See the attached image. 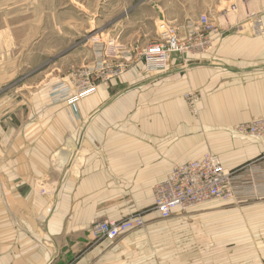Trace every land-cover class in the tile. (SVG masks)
<instances>
[{
    "label": "crops",
    "instance_id": "crops-1",
    "mask_svg": "<svg viewBox=\"0 0 264 264\" xmlns=\"http://www.w3.org/2000/svg\"><path fill=\"white\" fill-rule=\"evenodd\" d=\"M228 1L218 0L225 29L196 67L174 55L149 78L141 61L75 106L24 84L0 92V264H264V138L237 130L264 118V0H237L234 11ZM4 7L0 21L14 16ZM14 34L0 26V86L30 67L25 49L9 55ZM191 90L201 92L199 119L186 106ZM207 152L235 164L227 169L239 203L208 201L170 217L186 210L184 219L212 223V234L154 235V184ZM133 217L145 231L93 233L99 221ZM176 243L193 247L179 259Z\"/></svg>",
    "mask_w": 264,
    "mask_h": 264
},
{
    "label": "rangeland",
    "instance_id": "rangeland-1",
    "mask_svg": "<svg viewBox=\"0 0 264 264\" xmlns=\"http://www.w3.org/2000/svg\"><path fill=\"white\" fill-rule=\"evenodd\" d=\"M6 1L0 0V3ZM8 2L13 3L0 4V8L5 6L2 11L14 13V16L1 20L0 26L7 27V24H10L14 29L16 48L15 52H10L9 55L14 54L17 60L21 54L20 49H25V62H29L30 67L28 68L25 63V68L21 67L12 82L0 86V92H21L24 84L25 91L44 93L50 92L59 83L70 85L84 81L87 77L97 83L107 78L109 74L110 77L125 75L136 63L141 61L144 63L139 58L138 47L160 40L158 27L161 21L180 27L183 33L188 29V25L202 31L199 20L202 15H207L215 25L222 28V32L225 29L219 25L217 19L220 14L218 0H205V3L203 0H8ZM232 3L236 4L237 0L227 2L229 11L235 10L231 7ZM214 41L213 37L210 48L200 54L190 57L176 54L175 56L180 59L179 64L186 68L198 66L204 56L210 54ZM1 50L2 48L0 54ZM120 68L124 71L118 73ZM145 70L147 73L144 75H148L149 78L167 72L150 73L146 68ZM27 73L31 79H26ZM184 97L192 116L199 119L200 90L186 92ZM72 110V117L79 119L81 117L79 112L75 108ZM234 165L226 164L231 170ZM214 200L229 205L239 203L236 197L217 198L211 201ZM262 200L258 199L252 203L263 202ZM186 215L185 210L178 217L168 219L161 215L154 217V235L182 237L212 234L214 230L212 223L199 219L190 221L189 218H183ZM146 226L143 220V224L132 231H145ZM147 234H150V231H147ZM249 245V249L244 250L253 251L256 247L255 244ZM192 247L190 244L176 243L175 257L182 259L185 257L184 253H189Z\"/></svg>",
    "mask_w": 264,
    "mask_h": 264
},
{
    "label": "built area",
    "instance_id": "built-area-1",
    "mask_svg": "<svg viewBox=\"0 0 264 264\" xmlns=\"http://www.w3.org/2000/svg\"><path fill=\"white\" fill-rule=\"evenodd\" d=\"M231 7L236 8V4L232 3ZM199 22L202 31L188 25V29L183 33L180 27L161 21L158 27L160 40L138 47L139 58L144 61L147 71H167L174 55L193 56L210 48L213 36L221 34L222 28L215 25L207 15H202ZM123 71L124 69L120 68L118 73ZM110 76L109 74L107 78ZM97 91L98 84L87 77L84 81L70 85H55L50 91V97L54 103L66 102L75 106L80 100ZM237 130L253 137L264 138V118L241 123ZM234 177L235 172L228 170L218 155L207 152L198 159L176 165L165 179L155 184V208L161 217L168 219L178 208L186 209L217 198L236 197L238 187L232 183ZM142 224L141 217L119 221L103 220L95 223L92 230L97 237L114 240Z\"/></svg>",
    "mask_w": 264,
    "mask_h": 264
}]
</instances>
